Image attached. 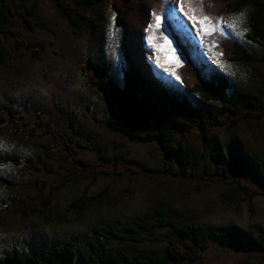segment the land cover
<instances>
[{"label": "rangeland", "instance_id": "rangeland-1", "mask_svg": "<svg viewBox=\"0 0 264 264\" xmlns=\"http://www.w3.org/2000/svg\"><path fill=\"white\" fill-rule=\"evenodd\" d=\"M18 2L28 6L35 3L34 16L43 27L32 32L21 19L22 32L33 51L22 49L15 59L0 62V115H10L7 110L10 106L18 112L16 118L24 119L17 120L19 128L10 123L0 132V155H17L22 161L21 165L0 166V177L12 184L11 187L0 184V257L14 249L30 251V242L49 250L68 240L86 237L92 224L99 220H115L126 225L131 218L152 214L158 206L167 207L173 215L186 221L202 224L207 234L234 228L245 236L250 225L264 233V197L257 196L250 204L243 200L241 191L223 179L205 186L203 180L208 179V172L214 170L213 158L197 131L187 137L180 133L173 135L175 142L182 139L188 142L194 155L192 172L196 178L179 180L149 173L165 167L164 154L156 144L136 143L102 123L115 109L92 84L93 73L88 70V64L92 59L108 63L111 79L120 86L123 84L125 33L117 25L120 13L113 9L114 0H102L88 8L101 21L96 29L87 24L80 28L72 26L53 0ZM176 2L166 0V5L173 7L168 12L175 16L177 24H180L177 19L181 20L189 33L190 37L186 36L189 38L186 40L189 50V42L200 45V40L189 22L179 16ZM202 4L204 0L185 1L192 14H204L212 22ZM216 14L219 19L227 16L225 12ZM247 14L245 11L231 19L236 31H227L223 26L221 30L220 26L218 31L215 29L214 34H220L216 46H222L226 36L246 42L243 26ZM238 17L241 18L239 21ZM134 20L138 26L135 30L139 31L144 23L143 12H138ZM164 27L166 41L163 50L165 60L172 67L189 60L200 66L206 65L197 50L193 49L192 53L190 50L188 54L185 47L176 46L172 29L166 24ZM130 29L133 33V27ZM179 29L184 34L183 28ZM12 44L10 39V46ZM247 45L255 55L264 54L259 45ZM217 49H214L215 56ZM218 64L224 73L233 75L230 94L236 100L248 105L259 90V103L264 108V91L257 88L264 86V65L234 66L223 61H218ZM210 68L212 71L204 75L212 81L219 71ZM167 82L168 87L180 93L171 85V78L168 77ZM68 117L75 122L74 128L70 126ZM39 122L50 125L49 134L39 130ZM27 123L31 126H25ZM214 130L218 133L215 149L227 153L235 144H242L255 160L264 159V119L239 122L230 128L227 119L221 118L215 121ZM78 156L95 165L102 160L124 164L132 159L147 171L138 175L128 173L118 178L101 177L95 181L70 183L54 194L52 205L45 206L40 198V187L66 178L74 169L72 158ZM175 169H178L176 164ZM135 170L139 172L140 168ZM256 181L264 186V169ZM82 195L90 201L88 209L79 214L71 210L70 205ZM170 234L168 229L161 231L165 237ZM165 245L164 242L154 244L152 248L162 251ZM197 254L196 264H264V254L252 243L251 249H237L221 247L218 242L207 240V248H199Z\"/></svg>", "mask_w": 264, "mask_h": 264}, {"label": "trees", "instance_id": "trees-1", "mask_svg": "<svg viewBox=\"0 0 264 264\" xmlns=\"http://www.w3.org/2000/svg\"><path fill=\"white\" fill-rule=\"evenodd\" d=\"M53 1L58 11L74 27L80 28L87 24L96 29L101 24L100 19L91 14L88 8L98 5L102 0ZM162 5L163 0H114L113 9L120 13L117 24L125 29L123 84L120 86L111 79L109 64L98 63L93 59L89 61V68L95 73L91 81L110 98L115 109L102 123L136 143L156 144L164 154L165 167L149 173L155 176L164 174L179 180L196 178L192 172L194 155L188 142L183 139L174 142L173 134L180 133L187 137L197 131L213 158L214 170L209 171L208 179L203 180L205 186L223 179L242 192L243 200L252 204L255 197H264V186L256 181L264 169V159L255 160L254 155L242 144H235L227 153L215 149L218 133L214 130V123L225 118L229 127L234 128L239 122L264 119V108L259 103L261 92L258 90L249 104L243 105L230 94L233 75H226L222 71L212 81H207L191 63L182 66L176 73L182 80L184 89H181L184 91L177 93L168 87L163 79L164 74L154 64L153 49L146 42L145 32L152 24L153 12L159 11ZM36 8L35 3L28 6L18 0H0V62L15 59L22 49L33 51L22 32L21 19L32 32L42 28V23L34 16ZM202 8L207 16L216 20L219 19L216 16L218 11L225 12L226 19L248 12L243 26L246 42H236L232 51L226 50L224 59L234 66L264 65V54L255 55L247 45L253 43L264 49V0H204ZM138 12L144 14V23L139 31L135 30L138 26L134 20ZM200 16L201 13L194 16L197 24L204 14ZM10 39L13 40L12 46ZM152 39L157 41L154 31ZM199 69L206 74L210 72V67L206 65L199 66ZM257 88L264 91V86ZM7 110L10 115H0V131L10 123L19 128L17 120L24 121L22 117L16 118L17 112L13 107L9 106ZM68 121L74 128L75 122L69 117ZM47 126L43 122L38 123L39 129L45 134L50 133ZM20 159V156L12 154L0 155V166L21 165ZM72 161L74 169L66 178L50 186L40 187V198L45 206L52 205L54 194L70 183L95 181L101 177L118 178L128 173L138 175L147 171L132 159L124 164L102 160L98 165L79 156L72 158ZM175 164L178 169H175ZM136 168H140V171L136 172ZM0 184L7 187L12 185L3 177H0ZM89 201L90 198L82 195L72 201L70 209L81 214L88 209ZM166 229L171 232L167 237L161 235V231ZM207 240L218 242L221 247L237 249H251L252 243L264 254V233L256 226L250 225L245 236L238 234L234 228L207 234L202 224L186 221L173 215L167 207L158 206L152 214L131 218L126 225L115 220H99L92 224L86 237L68 240L49 250L30 242V251L14 249L7 252L0 257V264H196L198 249H206ZM163 242L166 245L162 251L152 248L154 244Z\"/></svg>", "mask_w": 264, "mask_h": 264}, {"label": "snow or ice", "instance_id": "snow-or-ice-1", "mask_svg": "<svg viewBox=\"0 0 264 264\" xmlns=\"http://www.w3.org/2000/svg\"><path fill=\"white\" fill-rule=\"evenodd\" d=\"M241 18L238 17L237 20L239 21ZM200 25L202 26V30L206 33H210L211 31H214L215 28L211 25V22L208 20L207 17H203L198 21ZM159 23V18H157V24Z\"/></svg>", "mask_w": 264, "mask_h": 264}, {"label": "bare ground", "instance_id": "bare-ground-1", "mask_svg": "<svg viewBox=\"0 0 264 264\" xmlns=\"http://www.w3.org/2000/svg\"><path fill=\"white\" fill-rule=\"evenodd\" d=\"M158 14V11H155V12H153V15H157ZM169 16L170 17H172V15H171V13L169 14ZM171 20V19H170ZM170 24H175L172 20L170 21ZM156 26V25H155ZM175 29L177 30V31H179V32H181L180 31V29H179V27L178 26H176L175 25ZM182 33V32H181ZM182 36V35H181ZM175 41H176V45L178 46L179 44V42L181 43L182 41H181V37L178 35L176 38H175ZM191 53H192V50H191Z\"/></svg>", "mask_w": 264, "mask_h": 264}, {"label": "clouds", "instance_id": "clouds-1", "mask_svg": "<svg viewBox=\"0 0 264 264\" xmlns=\"http://www.w3.org/2000/svg\"><path fill=\"white\" fill-rule=\"evenodd\" d=\"M167 5H162V8L158 11V13H160L161 11H162V9H164L165 7H166ZM168 7V6H167ZM169 8V7H168ZM171 10H169V12H170ZM168 11H167V13L166 14H170ZM153 16V15H152ZM93 28V27H92ZM95 29V28H94ZM145 32H146V30H145ZM32 47V46H31ZM36 54V53H35ZM180 91V93H182L183 91H181V90H179ZM101 92V91H100ZM104 95V94H103ZM105 96V95H104ZM18 113V112H17ZM45 125L47 126V124L45 123ZM50 127V126H49ZM47 128H48V126H47ZM110 129V128H109ZM40 130V129H39ZM111 130V129H110ZM42 131V130H41ZM113 131V130H112ZM115 132V131H114ZM118 133V132H117ZM121 134V133H120ZM123 135V134H122ZM174 135V134H173ZM175 142V141H174ZM177 143V142H176Z\"/></svg>", "mask_w": 264, "mask_h": 264}]
</instances>
